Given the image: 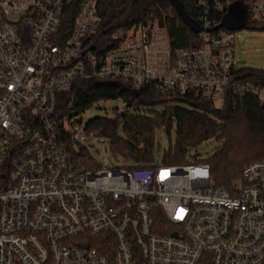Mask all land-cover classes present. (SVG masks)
<instances>
[{
    "label": "built area",
    "instance_id": "obj_1",
    "mask_svg": "<svg viewBox=\"0 0 264 264\" xmlns=\"http://www.w3.org/2000/svg\"><path fill=\"white\" fill-rule=\"evenodd\" d=\"M72 1L0 0V264H264V161L231 191L205 162L86 169L76 160L84 126L55 115L58 98L71 109L73 85L90 78L264 105V86L235 73L236 36L212 9L226 16L241 2L250 20L264 17V0H198L199 47L172 49L155 20L113 35L103 54L88 49L102 30L99 0H81L69 34ZM119 101L107 117L129 108Z\"/></svg>",
    "mask_w": 264,
    "mask_h": 264
},
{
    "label": "trees",
    "instance_id": "obj_2",
    "mask_svg": "<svg viewBox=\"0 0 264 264\" xmlns=\"http://www.w3.org/2000/svg\"><path fill=\"white\" fill-rule=\"evenodd\" d=\"M179 1L197 22L198 0ZM80 2L73 0L65 9L63 28L65 25L69 34ZM212 9L221 26L225 16ZM98 14L102 30L88 41V49L96 54H103L117 46L111 41L113 35L155 20L167 27L172 49L200 45L198 33L182 22L168 0H99ZM235 73L256 86H264L262 69H236ZM73 86L75 101L71 109L65 95L58 98L55 115L60 121L65 116L86 112L100 101L123 99L128 102L129 108L120 117L92 118L84 127L87 134L94 132L108 139L113 156L124 157L133 163L131 166L126 164L128 168L151 167L158 141L156 133L164 128L170 131L173 126L176 127L177 142L166 152L167 165H179L189 150L196 149L207 140L222 142L221 147L216 148L213 156L205 162L211 167V180L216 187L231 191L233 183L242 176L247 166L264 161V105L254 96L240 97L226 93L217 107L216 102L193 96L182 97L173 93L158 96L150 84L136 95L131 84L123 80L90 78L78 80ZM144 107H161L163 112L146 116L140 112ZM194 156L198 158L196 152L192 158ZM76 157L77 163L86 169L99 168L91 163L85 146H81Z\"/></svg>",
    "mask_w": 264,
    "mask_h": 264
},
{
    "label": "rangeland",
    "instance_id": "obj_3",
    "mask_svg": "<svg viewBox=\"0 0 264 264\" xmlns=\"http://www.w3.org/2000/svg\"><path fill=\"white\" fill-rule=\"evenodd\" d=\"M235 41V65L238 70L252 68L256 70H264V17L253 16L251 19H247L242 22L241 28L234 30ZM220 102H216V106H220ZM105 106V109L103 108ZM122 107V101H111L97 102L91 107L90 110L77 114L70 121L72 123H80L82 126L96 117H106V115L118 114V109ZM134 113L133 110L130 111ZM141 114L149 116L153 112H163L161 107H144L141 108ZM121 115L125 112L120 111ZM88 141L85 147L88 149V156L91 158L93 166L107 169L109 166H121L122 164L133 165L128 162L124 157L113 156L110 148L108 139L103 136H98L92 132L88 134ZM176 127L173 126L170 131L164 128L162 131L156 133L157 145L153 151L154 160L152 161L153 166H160L165 164L166 152L172 147L174 148L177 142ZM222 142L218 143L214 140H207L202 144L198 145L192 151H188L187 155L183 159L181 164H194L197 162H206L215 153V149L221 147ZM196 152L197 157L192 158V154ZM197 158V159H196ZM128 162V163H127ZM94 170V169H93ZM11 184V183H10ZM3 185H6L3 183ZM12 185V184H11ZM10 185V186H11Z\"/></svg>",
    "mask_w": 264,
    "mask_h": 264
},
{
    "label": "water",
    "instance_id": "obj_4",
    "mask_svg": "<svg viewBox=\"0 0 264 264\" xmlns=\"http://www.w3.org/2000/svg\"><path fill=\"white\" fill-rule=\"evenodd\" d=\"M174 10H176L179 18L184 24L189 26L195 33H201L203 27L193 20L190 15L184 10L182 3L179 0H168ZM248 11L246 7H243L242 3H235L230 6L229 13L223 18L222 24L220 27L226 28L228 30L239 29L241 28L242 22L247 20ZM219 27L212 30L216 31ZM134 93L138 95L139 91L134 90ZM3 178V176H2Z\"/></svg>",
    "mask_w": 264,
    "mask_h": 264
},
{
    "label": "flooded vegetation",
    "instance_id": "obj_5",
    "mask_svg": "<svg viewBox=\"0 0 264 264\" xmlns=\"http://www.w3.org/2000/svg\"><path fill=\"white\" fill-rule=\"evenodd\" d=\"M229 13V12H228Z\"/></svg>",
    "mask_w": 264,
    "mask_h": 264
}]
</instances>
